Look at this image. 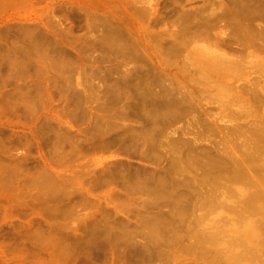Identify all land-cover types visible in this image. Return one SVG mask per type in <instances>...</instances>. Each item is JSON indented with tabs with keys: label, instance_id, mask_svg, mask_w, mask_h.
<instances>
[{
	"label": "rangeland",
	"instance_id": "374dc122",
	"mask_svg": "<svg viewBox=\"0 0 264 264\" xmlns=\"http://www.w3.org/2000/svg\"><path fill=\"white\" fill-rule=\"evenodd\" d=\"M263 27L264 0H0V264H264Z\"/></svg>",
	"mask_w": 264,
	"mask_h": 264
},
{
	"label": "bare ground",
	"instance_id": "6f19581e",
	"mask_svg": "<svg viewBox=\"0 0 264 264\" xmlns=\"http://www.w3.org/2000/svg\"><path fill=\"white\" fill-rule=\"evenodd\" d=\"M216 2H217V1H216ZM260 3H261V2H260ZM214 4H215V3H214ZM218 4H219V2H218ZM211 5H212V4H211ZM221 5H222V4H221ZM253 5H254V4H253ZM226 6H227V5H226ZM215 7H216V6H215ZM218 8H219V7H218ZM256 8H257V7H256ZM143 9H144V7H143L141 10H143ZM253 9H254V8H253ZM259 9H260V8H259ZM138 10H139V9H138ZM144 10H145V9H144ZM146 10H148V9L146 8ZM146 10H145V11H146ZM260 10H261V9H260ZM258 11H259V10H258ZM147 12H148V11H147ZM139 13H140V11H139ZM191 13H192V12H191ZM253 13H254V12H253ZM259 13H260V12H259ZM261 13H262V12H261ZM187 14H188V12L186 13V15H187ZM191 15H192L191 17H193L194 14L192 13ZM195 15H196V14H195ZM221 15H222V14H221ZM259 15H260V14H259ZM184 16H185V15H184ZM196 16H197V15H196ZM245 16H246V15H245ZM187 17H188V16H187ZM184 18H185V17H184ZM242 18H244V17H242ZM258 18H259V17H258ZM193 19H194V18H193ZM214 19H215V17H214ZM187 20H188V19H187ZM187 20H186V22H187ZM189 20H191V19H189ZM241 20H242V19H241ZM244 20H245V19H244ZM247 20H248V19H247ZM239 21H240V20H239ZM186 22H185V24H186ZM198 22H199V21H198ZM200 22H201V21H200ZM243 22H244V21H243ZM94 23H95V21H94ZM189 23H190V22H189ZM189 23H188V24H189ZM199 24H201V23H199ZM243 24H244V23H243ZM105 25H106V23H105ZM191 25H192V24H191ZM93 26H94V25H93ZM109 26H110V24H109ZM256 26H257V24H256ZM117 27H118V26H117ZM189 27H190V26H189ZM198 27H199V26H198ZM260 27H262V26H260ZM260 27H259V28H260ZM92 28H93V27H92ZM106 28H107V27H106ZM113 28H114V26H113ZM244 28H245V27H244ZM255 28H258V27H255ZM259 28H258V29H259ZM109 29H110V28H109ZM109 29H108V30H109ZM245 29H246V28H245ZM251 29H254V28L251 27ZM258 29H257V30H258ZM262 29H264V27H263ZM90 30H92V29H90ZM111 30H113V29H111ZM247 30H248V29H247ZM257 30H256V31H257ZM260 30H261V29H260ZM204 31H205V30H204ZM254 31H255V30H254ZM101 32H102V31H101ZM106 32H107V31H106ZM115 32H116V31H115ZM205 32H206V31H205ZM243 32H245V30H243ZM259 32H260V31H259ZM259 32H258V33H259ZM263 32H264V30H263ZM263 32H260L261 35H262ZM110 33H111V32H110ZM246 33H247V32H246ZM254 33H255V32H254ZM99 34H100V31H99ZM101 34H103V32H102ZM190 34H191V33H190ZM207 34H208V33H207ZM106 35H107V33H106ZM263 35H264V34H263ZM95 37H96V36H95ZM102 37H104V36H102ZM107 37H108V36H107ZM111 37H112V36H111ZM189 37H190V36H189ZM186 38H187V37H186ZM249 38H250V37H249ZM27 39H28V38H27ZM106 39H107V38H106ZM115 39H116V38H115ZM119 39H120V38H118L117 40H119ZM35 40H36V39H35ZM99 40H100V39H99ZM99 40H98V41H99ZM102 40H103V39H102ZM33 41H34V40H33ZM33 41H32V42H33ZM36 42H38V41H36ZM112 42H113V40H112ZM122 42H123V41H122ZM107 43H108V40H107ZM110 43H111V42H110ZM110 43H109V44H110ZM144 43H145V42H144ZM109 44H108V45H109ZM105 45H106V44H105ZM111 45H112V44H111ZM111 45H110V46H111ZM115 45H116V44H115ZM124 46H125V44H124ZM126 46H127V44H126ZM129 46H130V45H129ZM134 47L136 48L137 45L134 46ZM144 47H145V46H144ZM137 48H138V47H137ZM141 48H142V47H141ZM146 48H147V47H146ZM148 49H149V48H148ZM130 50H131V47H130ZM137 50H138V49H137ZM141 50H142V49H141ZM143 50H144V49H143ZM196 51H197V50H196ZM144 52H145V51H144ZM148 52H149V50H148ZM148 52H147V53H148ZM200 52H201V51H200ZM128 53H129V52H128ZM134 53H135V52H134ZM136 53H137V52H136ZM141 53H142V52H141ZM126 54H127V53H126ZM129 54H130V53H129ZM149 54H150V52H149ZM135 55H136V54H135ZM146 55H147V54H146ZM150 55H151V54H150ZM194 55H195V54H194ZM197 55H198V54H197ZM41 56H42V55H41ZM127 56H129V55H127ZM139 56H140V55H139ZM142 56H143V55H142ZM201 56H203V55H201ZM140 57H141V56H140ZM213 57H214V56H213ZM34 58H35V57H34ZM41 58H42V57H41ZM138 58H139V57H138ZM147 58H148V57H147ZM206 58H207V57H206ZM206 58H204V59H206ZM209 58H210V56H209ZM31 59H32V58H31ZM36 59H37V58H36ZM130 59H131V58H130ZM141 59H142V57H141ZM202 59H203V58H202ZM44 60H45V59H44ZM215 60H216V59H215ZM31 61H32V60H31ZM48 62H49V61H48ZM210 62H211V60H210ZM31 63H32V62H31ZM43 63H44V62H43ZM207 63L209 64V62H207ZM214 63H215V62H214ZM34 64H35V61H34ZM47 64H48V63H47ZM49 64H50V63H49ZM54 64H55V63H54ZM189 64H190V63H189ZM215 64H216V63H215ZM39 65H40V64H39ZM45 65H46V64H45ZM31 66H32V65H31ZM37 67H38V66H37ZM39 67H40V66H39ZM208 67H209V66H208ZM33 68H34V67H33ZM44 68H45V66H44ZM205 68H206V67H205ZM23 69H24V68H23ZM26 69H27V68H26ZM31 69H32V68H31ZM211 69H212V67H211ZM42 70H43V69H42ZM47 70H48V69H47ZM59 70H61V69H59ZM64 70H65V69H64ZM26 71H27V70H26ZM55 71H56V70H55ZM24 72H25V70H24ZM32 72H33V70H32ZM39 72H40V71H39ZM46 72H47V71H46ZM59 72H60V71H59ZM26 73H27V72H26ZM36 73H37V72H36ZM43 73H44V72H43ZM62 73H63V71H62ZM47 74H48V73H47ZM25 75H26V74H25ZM38 75H39V74H38ZM60 75H61V74H60ZM30 76H31V75H30ZM44 76H45V75H44ZM35 77H36V76H35ZM57 77H58V76H57ZM38 78H39V76H38ZM48 78H49V77H48ZM48 78H47V79H48ZM51 78H52V77H51ZM53 79H54V78H53ZM257 83H259V82H257ZM259 88H260V87H259ZM252 89H253V88H252ZM260 90H261V89H260ZM260 92H261V91H260ZM256 93H257V91H256ZM83 94H84V93H83ZM85 94H86V93H85ZM261 94H262V92H261ZM75 95H77V94H75ZM80 95H81V94H80ZM85 96H86V95H85ZM85 96H84V97H85ZM261 96H262V95H261ZM82 97H83V95H82ZM84 97H83V98H84ZM258 97H260V96H258ZM179 100H180V99H179ZM31 101H32V99L30 100V102H31ZM33 101H34V100H33ZM156 101H157V100H156ZM34 103H35V102H34ZM44 103H45V102H44ZM44 103H43V104H44ZM158 103H159V102H158ZM179 103H180V101H179ZM29 104H30V103H29ZM148 104H149V103H148ZM163 104H164V103H163ZM31 105H32V104H31ZM145 106H146V105H145ZM157 106H158V105H157ZM154 107H155V106H154ZM163 107H165V106H163ZM174 107H175V106H174ZM176 107H178V106H176ZM160 108H161V107H160ZM31 109H32V108H31ZM145 109H146V108H145ZM171 109H172V108H171ZM173 109H174V108H173ZM186 110H187V109H186ZM32 111H33V110H32ZM146 111H147V110H146ZM150 111H151V110H150ZM182 111H184V110H182ZM164 112H165V110H164ZM175 112H176V111H175ZM177 112H178V111H177ZM146 113H147V112H146ZM154 113H155V112H154ZM154 113H153V114H154ZM148 114H149V113H148ZM151 114H152V113H151ZM151 117H152V116H151ZM145 118H147V116H146ZM164 119H165V118H164ZM143 120H145V119H143ZM146 120H147V119H146ZM148 120H149V119H148ZM161 121H162V120H161ZM146 122H147V121H146ZM151 123H152V122H151ZM158 123H159V122H157V124H158ZM263 123H264V122H263ZM150 125H151V124H150ZM152 125H153V124H152ZM155 125H156V123H155ZM153 128H155V127H153ZM142 130H143V129H142ZM147 130H148V129H147ZM147 130H145V131H147ZM100 132H101V131H100ZM142 132H144V131H142ZM137 133H138V132H136V134H137ZM155 133H156V135H155L153 132H147V134H145V133H143V134H145L144 137H147V136H150V137H151V136H152L151 138H153V137H155V136L158 137V136H157L158 134L161 135V133H158V132H155ZM157 133H158V134H157ZM98 134H99V133H98ZM121 135H122V134H121ZM141 135H142V133L140 134V136H141ZM160 135H159V136H160ZM48 136H49V135H48ZM124 136H125V135H124ZM124 136H123V137H124ZM136 136H138V134H137ZM46 137H47V136H46ZM98 137H99V136H98ZM101 137H102V136H101ZM114 137H115V136H114ZM130 137H131V135H130ZM138 137H139V136H138ZM262 137H263V136H262ZM47 138H49V137H47ZM117 138H118V137H117ZM127 138H128V137H127ZM139 138H140V137H139ZM141 138H142V136H141ZM147 138H148V137H147ZM120 139H121V138H120ZM128 139H129V138H128ZM143 139H144V138H143ZM149 139H150V138H149ZM149 139H148V141H149ZM158 139H159V137H158ZM25 140H26V138H25ZM44 140H45V139H44ZM56 140H57V139H56ZM105 140H106V139H105ZM110 140H112V139H110ZM117 140H118V139H117ZM134 140H135V138H134ZM141 140H142V139H141ZM260 140H261V139H260ZM41 141H42V140H41ZM50 141H51V140H50ZM103 141H104V140H103ZM103 141H102V142H103ZM107 141H108V140H107ZM114 141H115V140H114ZM121 141H122V140H121ZM125 141H126V140H125ZM262 141H263V140H262ZM29 142H31V141H29ZM43 142H44V141H43ZM46 142H48V141H46ZM118 142H120V141H117V143H118ZM132 142H133V141H132ZM136 142H138V140H136ZM150 142H151V141H150ZM158 142H159V141H158ZM48 143H49V142H48ZM105 143H106V142H105ZM108 143H109V142H108ZM110 143H113V141H110ZM134 143H135V141H134ZM139 143H140V142H139ZM43 144H44V143H43ZM46 144H47V143H46ZM97 144H98V143H97ZM97 144H96V145H97ZM103 144H104V143H103ZM157 144H158V143H157ZM157 144H156V145H157ZM159 144H160V143H159ZM96 145H95V146H96ZM101 145H102V144H101ZM132 145H135V144H132V143L129 144V143H125V142L122 143V142H121V144L119 145V149H120L121 151H123V152H127L128 149L131 148ZM156 145H155V146H156ZM40 146H41V145H40ZM98 146H99V144H98ZM104 146L106 147V145H104ZM111 146H112V145H111ZM96 147H97V146H96ZM109 147H110V146H109ZM135 147H136V145H135ZM152 147H153V146H152ZM99 148H101V147H99ZM106 148H108V145H107ZM133 148H134V147H133ZM147 149H148V148H147ZM153 149H154V148H153ZM148 150H149V149H148ZM155 150H156V149H155ZM190 150H191V149H190ZM217 150H218V149H217ZM59 151H60V150H59ZM139 151H140V150H139ZM139 151H137V152H139ZM142 151H143V150H142ZM145 151H146V150H145ZM153 151H154V150H153ZM159 151H160V149H159ZM218 151L220 152V150H218ZM129 152H130V151H129ZM133 152H134V151H133ZM140 153H141V151H140ZM160 153H161V152H160ZM47 154H49V153H47ZM64 154H65V153H64ZM143 154H144V153H143ZM152 154H153V153H152ZM218 154H219V153H218ZM220 154H221V153H220ZM225 154H226V153H225ZM252 154H253V153H252ZM131 155H132V154H131ZM133 155H135V153H133ZM145 155H146V154H145ZM156 155H157V154H156ZM160 155H161V154H160ZM160 155H157V156H160ZM174 155H175V154H174ZM187 155H188V154H187ZM223 155H224V154H223ZM247 155H248V154H247ZM261 155H263V154H261ZM143 156H144V155H143ZM143 156H142V157H143ZM152 156H153V155H152ZM171 156H172V155H171ZM175 156H176V155H175ZM224 156H226V155H224ZM228 156H229V155H228ZM248 156L250 157V155H248ZM48 157H49V156H48ZM145 157H146V156H145ZM145 157H144V158H145ZM149 157H150V156H149ZM161 157H162V156H161ZM161 157H160V158H161ZM208 157H209V156H208ZM233 157H234V156H233ZM233 157H232V158H233ZM252 157H253V156H252ZM160 158H159V159H160ZM186 158H187V157H186ZM217 158H218V156H217ZM217 158H216V159H217ZM222 158H223V157H222ZM226 158H228V157H226ZM247 158H248V157H247ZM26 159H28V158H26ZM145 159H146V158H145ZM154 159H155V158H154ZM178 159H179V158H178ZM216 159H215V160H216ZM220 159H221V157H220ZM253 159H255V156H254ZM253 159H252V160H253ZM1 160H3L2 156H0V161H1ZM179 160H181V159H179ZM209 160H210V159H209ZM152 161H153V160H152ZM155 161H156V160H155ZM157 161H158V160H157ZM222 161H223V160H222ZM228 161H229V160H228ZM254 161H255V160H254ZM171 162H172V160H171ZM179 162H180V161H179ZM212 162H213V161H212ZM0 163H1V162H0ZM189 163H191V162L189 161ZM206 163L208 164V162H206ZM234 163H236V162L234 161ZM239 163H240V161H239ZM210 164H211V163H210ZM232 164H233V163H232ZM236 164H237V163H236ZM252 164H254L253 161H252ZM252 164H251V165H252ZM28 165H29V164H28ZM28 165H27V166H28ZM188 165H189V164H188ZM220 165H221V164H220ZM227 165H228V164H227ZM237 165H238V164H237ZM254 165H255V164H254ZM24 166L26 167V165H24ZM232 166H233V165H232ZM25 167H24V168H25ZM28 167H29V166H28ZM208 167H209V165L207 166V168H208ZM211 167H212V166H211ZM216 167H217V166H216ZM216 167H215V168H216ZM218 167H219V165H218ZM222 167H223V166H222ZM227 167H228V166H227ZM1 168H2V167H1ZM19 168H20V167H19ZM21 168H22V167H21ZM29 168H30V167H29ZM7 169H8V168H7ZM183 169H184V168H183ZM209 169H210V168H209ZM239 169H240V168H238L237 170H239ZM218 170H219V169H218ZM220 170H221V169H220ZM231 170H232V172H233V169H232V168H231ZM234 170H235V168H234ZM242 170H243V169H242ZM22 171H23V169H22ZM29 171H30V170H29ZM101 171L104 172L105 170L102 168V169H100L98 172H100V174H102ZM162 171H163V170H162ZM176 171H177V170H176ZM244 171H245V170H244ZM43 172H44V171H43ZM108 172H109V171H108ZM180 172H181V170H180ZM27 173H28V172H27ZM136 173H137V172H136ZM217 173H218V172H217ZM234 173H235V171L233 172V175H234ZM28 174H29V173H28ZM38 174H39V173H38ZM46 174H47V173H46ZM100 174H99V175H100ZM236 174H237V173H236ZM239 174H240V171H239ZM121 175H124V174H121ZM130 175H131V174H130ZM134 175H135V174H134ZM215 175H216V174H215ZM217 175H218V174H217ZM243 175L246 176V174H244V173H243ZM36 176H37V175H36ZM39 176H40V175H39ZM105 176H106V175H105ZM108 176H109V175H108ZM111 176H112V174H111ZM128 176H129V175H128ZM136 176H137V175H136ZM136 176H134V177H136ZM139 176H140V175L138 174V178H139ZM234 176H235V175H234ZM244 176H243V177H244ZM46 177H47V176H46ZM102 177H103V176L100 175V181L102 180ZM123 177H124V176H123ZM123 177H122V179H123ZM148 177H149V176H148ZM163 177H164V176H163ZM236 177H237V176H236ZM110 178H111V177H110ZM112 178H113V177H112ZM153 178H154V177H153ZM164 178H165V177H164ZM120 179H121V178H120ZM127 179H128V178H127ZM129 179H130V178H129ZM141 179H143V177H142ZM146 179L148 180V178H145V180H146ZM125 180H126V179H124V181H125ZM133 180H134V179H133ZM139 180H140V178H139ZM149 180H150V179H149ZM164 180H165V179H163V181H164ZM25 181H26V180H25ZM94 181H95V180H94ZM100 181H99V182H100ZM107 181H108V180H107ZM131 181H132V180H131ZM142 181H143V180H142ZM167 181H168V180H167ZM167 181H166V182H167ZM105 182H106V181H105ZM122 182H123V181H122ZM122 182H120V183H122ZM138 182H140V181H138ZM138 182H137V183H138ZM151 182H152V181H151ZM153 182L157 185V184H159V183L162 182V181H161V179H156V178H155V180H153ZM166 182H164V183H166ZM148 183H149V182H148ZM26 184H27V183H26ZM96 184H97V182H96ZM100 184H101V183H100ZM141 184H142V182L140 183V185H141ZM155 184H153V186H155ZM160 184H161V183H160ZM125 185H126V183H125ZM133 185H134V184H133ZM144 185H146V183H144ZM149 185H150V184H149ZM151 185H152V184H151ZM166 185H167V184H166ZM137 187H139V186H137ZM150 187H152V186H150ZM167 187H168V186H167ZM140 188H141V187H140ZM145 188H146V186H145ZM155 188H156V187H155ZM161 188H162V186H161ZM141 190H142V189H141ZM147 190H148V189H147ZM150 190H151V188H150ZM150 190H149V191H150ZM153 190H154V189H153ZM163 190H164V186H163ZM166 190H167V189H166ZM156 192H157V191H156ZM166 195H167V194H166ZM163 196H164V195L161 196L162 199L164 198ZM208 201H209V200H208ZM210 201H211V200H210ZM149 218H150V217H149ZM157 218H158V217H157ZM157 220H158V219H157ZM161 221H162V220H161ZM156 222H157V221H156ZM162 222H163V221H162ZM152 223H155V222H152ZM159 223H160V222H159ZM153 225H154V224H153ZM155 225H156V224H155ZM263 225H264V224H263ZM259 226H260V225H259ZM259 226H258V227H259ZM261 226H262V225H261ZM261 226H260V227H261ZM153 227L155 228V226H153ZM254 227L257 228V226H254ZM260 227H259V228H260ZM159 229H160V228H159ZM261 229H262V227H261ZM256 230H257V229H256ZM262 231H263V230H262ZM161 232H162V231H161ZM161 232H160V233H161ZM148 233H149V232H148ZM152 233H153V232H152ZM262 233H263V232H262ZM147 235H148V234H147ZM257 238H259V237H257ZM150 240H151V239H150ZM263 240H264V239H263ZM145 241H146V240H145ZM151 242H152V241H151ZM154 242H155V241H154ZM142 244H143V243H142ZM153 244H154V243H153ZM153 244H151V245H153ZM143 245H144V244H143ZM157 245H158V244H157ZM94 246H95V245H94ZM137 246H138V245H137ZM135 248H136V247H135ZM141 249H142V248H141ZM141 249H140V250H141ZM135 250H136V249H135ZM148 250H149V249H148ZM151 251H152V250H151ZM251 251H253V250H251ZM136 252H137V251H136ZM147 252H148V251H147ZM154 252H155V251H154ZM156 252L158 253V251H156ZM156 252H155V253H156ZM130 253H131V252H130ZM251 253H253V252H251ZM142 254H143V253H142ZM249 254H250V253H249ZM148 255H149V254H148ZM253 255H254V254H253ZM250 257H251V256H250ZM154 258H155V257H154ZM149 259H150V258H149ZM210 260H211V259H210ZM148 261H149V260H148ZM207 264H208V263H207Z\"/></svg>",
	"mask_w": 264,
	"mask_h": 264
}]
</instances>
